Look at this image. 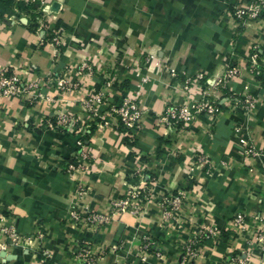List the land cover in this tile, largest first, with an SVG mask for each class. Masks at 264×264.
Listing matches in <instances>:
<instances>
[{
    "label": "crops",
    "instance_id": "obj_1",
    "mask_svg": "<svg viewBox=\"0 0 264 264\" xmlns=\"http://www.w3.org/2000/svg\"><path fill=\"white\" fill-rule=\"evenodd\" d=\"M42 1L53 5L49 22L65 40L54 72L85 59L93 74L72 73L70 80L80 83L75 90L60 93L43 86L46 99L36 105L0 98V218H14L23 234L38 228L45 234L43 251L13 249L3 264H75L83 240L102 252L96 264H219L230 254L244 258L232 264H264V251L249 240L264 224V159L251 164L242 155L247 141L264 154V84L247 72L252 51L264 62V19H238L233 13L249 0ZM24 12L22 1L0 0V66L29 67L33 78H43L51 68V46L40 43L23 22ZM231 66L240 75L227 90L241 92L247 86L257 99L254 108L223 105L222 97L213 119L200 115L164 127L159 116L166 104L188 101L180 84L186 75L201 72L211 79ZM136 70L148 76L138 95L147 110L142 128L127 132L110 119L108 125L93 126L91 167L68 176L64 167L77 135L73 128H49L45 119L69 111L88 121L82 100L103 90L111 75L107 96L120 102L134 89ZM197 91L193 96H199ZM221 93L226 96V89ZM197 151L212 159L210 173L191 164ZM139 166L154 178L153 190L184 192L175 218L165 222L160 208L149 202L143 215L126 213L97 228H79L69 219L76 205L106 212L109 200L123 195L124 181L134 182ZM77 182L84 186L83 195L77 194ZM237 213L245 216L243 228L232 222ZM202 226L218 233L197 243L196 257L182 260L184 244ZM143 236L155 243L159 255L138 254Z\"/></svg>",
    "mask_w": 264,
    "mask_h": 264
},
{
    "label": "built area",
    "instance_id": "obj_2",
    "mask_svg": "<svg viewBox=\"0 0 264 264\" xmlns=\"http://www.w3.org/2000/svg\"><path fill=\"white\" fill-rule=\"evenodd\" d=\"M24 3L23 22L39 36L40 43H47L51 46V68L44 74L43 78L39 76L33 78L31 68H15L12 66H0V98L16 99L29 105H36L43 99H46L42 91L43 86L54 87L60 93L79 88V80H70L73 73L77 77L85 74H93V66L87 60H80L77 64H69L65 68L55 73L54 66L58 60L59 54L65 44L64 35L60 29L54 27L49 22V13L53 5L42 0H20ZM234 16L238 19L244 17L250 19H264V0H249L242 6H237L233 10ZM14 20L17 19L12 16ZM151 56L145 57L146 62L151 61ZM247 72L259 78L264 84V62H260L258 54L252 51L248 56ZM177 77V74L172 73ZM240 71L237 67H228L222 75L215 78L205 79L201 72L186 75L180 82L182 89L187 93L188 101L177 103L170 101L166 104L162 114L159 116L160 122L165 128L185 124L197 116L204 115L213 119L223 105L243 107L246 111L254 108L256 97L243 87L241 92L227 90V84L239 77ZM137 81L131 92L125 93L120 102L113 103L109 101L106 88L112 83L113 76L107 75L103 82V90L89 93L82 100V106L86 110L89 120L82 121L78 116L69 111L58 112L53 118H46L45 125L49 128H73L76 135V148L68 158L64 167V172L68 176H74L77 170L82 172L89 171L93 153L89 144V136L92 133L93 126L102 127L115 120L121 124L127 132L139 131L142 128V118L146 113V108L140 103L138 95L148 76L135 71ZM43 79V80H42ZM195 87L199 88L198 97L193 96ZM226 89V96L223 90ZM224 97L225 103L219 100ZM109 119L111 121H109ZM239 131L240 128H234ZM166 134V133H164ZM243 158L251 164L263 161L264 154L260 152L255 145L247 141L242 146ZM191 164L194 167L204 168L206 173H210L212 159L202 151H197L192 156ZM143 166L134 170V182L125 180V191L119 198L110 199L108 210L106 212H87L81 205H76L69 210V219H71L79 228H97L109 224L113 219L130 213L133 215H143L147 211L149 202L155 203L161 210L164 221H169L178 215L183 202L184 192H157L150 187L154 183V178L146 176ZM78 195H83L84 186L81 182L76 183ZM257 219V216L255 217ZM232 222L238 227H244L245 216L237 213L233 216ZM218 230L213 226L199 227L192 237L182 248V260L194 258L197 255L196 245L199 241L212 237ZM45 234L41 228L34 230L30 235L18 231L15 219L10 216L0 218V264L6 260L13 249H20L21 252L42 250L41 244ZM250 242L264 251V224L255 227L253 235L249 238ZM137 251L140 256L148 253L159 255L155 243L148 236H143L138 243ZM75 264H96L102 258V252L96 251L94 246L88 241H81L78 244L74 254ZM238 254L225 256L219 264H232L234 262H243Z\"/></svg>",
    "mask_w": 264,
    "mask_h": 264
},
{
    "label": "trees",
    "instance_id": "obj_3",
    "mask_svg": "<svg viewBox=\"0 0 264 264\" xmlns=\"http://www.w3.org/2000/svg\"><path fill=\"white\" fill-rule=\"evenodd\" d=\"M27 10L29 9V7L26 8Z\"/></svg>",
    "mask_w": 264,
    "mask_h": 264
}]
</instances>
